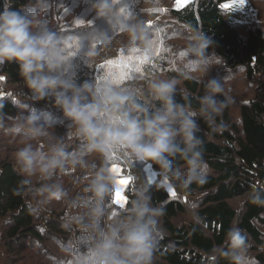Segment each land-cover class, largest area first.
<instances>
[{"label": "clouds", "instance_id": "obj_1", "mask_svg": "<svg viewBox=\"0 0 264 264\" xmlns=\"http://www.w3.org/2000/svg\"><path fill=\"white\" fill-rule=\"evenodd\" d=\"M54 3L44 0L40 11L35 12L27 7L14 10L11 0H6L0 11V66L17 63L30 89L29 98H54L71 122L67 133L59 135L51 114L41 117L25 104L22 108L27 115L13 117L3 113L0 105V127L5 118L11 120L8 133L24 141L14 158L21 176L18 191L31 195L29 209L36 216L46 212L53 201L66 204L62 227L74 228L78 235L68 245L57 241L58 247L67 252V258L59 264H153L163 232L159 217L165 209L152 203L149 185L136 182L131 186L129 203L117 206L114 196L120 188V168L133 161H151L179 184L205 182L207 165L198 120L203 119L213 130L222 127L216 124V117L231 97L224 82L209 78V73L213 66L220 65L216 58H223L215 52L209 54L212 38L190 25L172 37L185 42L184 55L174 52L168 57L180 77L191 80L206 69L208 78L198 110L191 104L190 93L178 88L177 78L149 72L124 79L110 61L98 66L100 73L93 80L78 84L66 74L82 44L69 47L67 38L53 31L41 16ZM118 4L119 0H94L92 7L117 32L127 34L125 48L139 49L147 60L153 59L163 29L126 15L124 6ZM84 55L95 69V49L91 47ZM177 92L183 102L175 99ZM12 99L19 101L18 96ZM66 137L77 141L71 150ZM177 155L185 161L186 170L173 168ZM81 170L87 173L83 192L70 195L63 178L75 177ZM253 202L264 206V196L254 193ZM226 241L227 248L220 254L231 264H255L248 254L247 237L239 227L229 228Z\"/></svg>", "mask_w": 264, "mask_h": 264}, {"label": "trees", "instance_id": "obj_2", "mask_svg": "<svg viewBox=\"0 0 264 264\" xmlns=\"http://www.w3.org/2000/svg\"><path fill=\"white\" fill-rule=\"evenodd\" d=\"M230 1L192 0L181 8L170 10L176 21L202 30L212 38L214 43L208 52L221 56L223 59L218 58L228 71L236 74L243 71L247 81L257 87L252 96L240 99L237 122L233 121L228 105L216 117V124L222 127L213 130L203 119L198 120L201 128L198 135L203 140V159L207 165L206 180L204 183L184 185L187 194L202 196L195 221L181 225L174 223L179 214L186 212L184 203L172 198L164 182L150 180L142 165H130L128 173L134 182L149 185L152 203L165 209L160 218L163 232L154 252L153 264H231L226 256L220 254L221 249L227 248L226 233L231 227H239L246 235L248 254L255 264H264V206L253 202L254 193L264 196V31L259 27L244 31L243 26L230 19L223 6ZM5 3L6 0H0V11H3ZM26 5L27 0H11L14 10ZM119 6H124L125 14L134 10L132 0H119ZM92 32L95 35L99 33L97 28ZM166 32L163 36L173 34L169 28ZM102 44L101 51L104 50ZM155 62L154 66L164 64L162 58L155 59ZM82 68L85 73L79 69L84 76L77 79L78 84L93 80L100 73L98 71L93 75L89 64ZM66 75L75 80L70 71ZM121 75L127 78V73L122 72ZM178 76L183 86L181 89L190 93L191 104L198 110L205 79L194 77L185 80ZM7 85H14L15 88L9 90ZM26 87L17 63L6 62L0 66V105L3 106V113L16 116L23 101L34 104L37 109H43L46 103L58 108L51 97L34 101L28 94L21 96ZM13 96H18L19 101L13 102ZM175 99L183 102L179 92ZM219 99H224V96H219ZM185 166L179 155L173 159V168ZM86 174V170H81L75 177L63 178L70 195L83 192ZM20 180L14 158L0 157V223L4 220V240L10 251H15L17 244L28 238L45 243L48 236L56 242L69 239L74 233L78 235L74 228L65 230L62 227L61 218L67 210L63 202L53 201L56 204L51 209L48 205V210L40 216L33 214L29 209L31 195L27 191H18ZM125 189L128 204L131 186ZM240 199L242 204L236 207L234 203Z\"/></svg>", "mask_w": 264, "mask_h": 264}, {"label": "rangeland", "instance_id": "obj_3", "mask_svg": "<svg viewBox=\"0 0 264 264\" xmlns=\"http://www.w3.org/2000/svg\"><path fill=\"white\" fill-rule=\"evenodd\" d=\"M43 2L44 0H27L26 7L31 11L39 12ZM46 2L51 3L52 0H46ZM93 2L94 0H55V3L52 4L46 12L41 13L44 22L51 27L53 31H58L67 38L69 47L78 48L80 44H82L81 51L74 58L72 67L69 70L71 77L75 79L72 80L73 82L78 83L77 79L84 76L83 74L85 71L82 67L89 64V58L86 57L84 53L91 47L97 52V55L93 58L96 68H91L93 75L95 72H100V68L98 67L100 64L110 61L117 66L120 76L124 79L144 75L149 72L164 78L175 77L178 80L180 79L178 76V69L170 66L168 57L171 53L183 52L185 42L180 39H173L172 37L183 32L185 25L176 21L171 15L170 10L171 8H181L184 5H178L177 0H132V8L134 10L128 11L126 15L131 16V13H133V18L146 21L149 27H160L163 29L160 33V39L155 50L154 58L141 63L138 58L142 53H133L131 49L123 46L127 42V34L124 32L114 33L116 29L109 23L110 21L107 18L97 16L96 11L92 7ZM223 6L225 7L227 16L235 21L237 25L243 26L244 31L247 30V28L255 29L256 27L264 31V0H244L243 4H241L239 0H232L225 3ZM94 28H97L99 32L97 35L92 32ZM168 28L172 30L173 34L168 37L167 35L163 36V34L167 33L166 29ZM104 35L109 39L106 40ZM102 42L104 43L103 51H101L103 47V44L101 45ZM129 58H132L130 60L131 67H127V71H125V68H121L119 65L121 63L127 65L129 63ZM157 58H162L164 64L154 66L156 65L154 61ZM216 59L219 61L220 65L212 67L209 78H216L224 82V88L231 97V101L228 104L229 113L233 121L237 122L238 108L241 106L240 102H242L240 99H247L252 96L257 86L255 83L251 84L247 81L243 71L237 74L232 73L226 69L222 60L218 57ZM79 69L83 70V74L79 73ZM137 69H139V71ZM122 72L127 73V78L121 75ZM194 77L206 80L208 78L206 69L198 71L194 74ZM6 88L11 90L14 89L15 86L7 85ZM178 88H183L181 81H179ZM25 94L31 96L28 87L23 90L21 96ZM26 102L28 101H23L22 104H27L34 108L36 113L41 117H43L44 114H51L57 134L65 135L67 133L71 122L63 116L59 108H55L46 103L43 109H37L34 104ZM16 113L17 115L21 113L27 115V112L24 111L22 107ZM2 123L3 127H0V157L1 159H6L8 157L15 158L17 149L23 146V138L8 133L7 129L12 123L11 120L5 118ZM66 143L71 150L77 142L75 139L66 137ZM132 163L142 165L147 171L150 180L164 182L171 193L173 190L175 191L176 195L172 196V198L184 203L186 212L179 214L178 217L173 220L174 223L179 225L182 223L187 224L197 219L196 214L198 205L202 199L201 194H187L184 190V185L171 180L169 176L159 169L158 165H155L151 161H133L127 166L122 165L120 168V179H127L130 176L128 171ZM179 169L182 171L186 170V166ZM83 182H86V180L84 179ZM133 183L134 178L131 177L129 184L120 185L119 189L122 197L126 198L125 188L132 186ZM114 200L116 201V195L114 196ZM115 201L114 203L119 206ZM55 204L56 202L51 203L49 208L51 209ZM241 204L242 199L234 203L236 207L241 206ZM160 218L161 217H159V223L162 222ZM53 221L54 223L57 222L55 218ZM3 222L4 220L0 223V264H59L61 260L67 258V252L62 251L58 247L57 241L54 242V239L49 236L46 238L45 243L34 241L31 238L22 242L20 241L16 246V250L10 251L4 240L5 228L2 226ZM75 235L76 233L69 239H62L60 241L68 245Z\"/></svg>", "mask_w": 264, "mask_h": 264}, {"label": "snow or ice", "instance_id": "obj_4", "mask_svg": "<svg viewBox=\"0 0 264 264\" xmlns=\"http://www.w3.org/2000/svg\"><path fill=\"white\" fill-rule=\"evenodd\" d=\"M189 2H190V0H177V4H178V5H187ZM239 2H240L241 4H243V3H244V0H239ZM226 7H227V5H226ZM122 11H123V9H122ZM131 52H133V53H140V50H139V49H131ZM180 54H181V55H184L183 52H181ZM131 59H132V58H129V63H128L127 65H125L124 63H121L119 66H120L121 68H125V71H127V67H131V63H130V60H131ZM138 59L140 60L141 63H144V62L147 61V57H146L145 55H143V54H142ZM110 63H112V62H110ZM137 70L139 71V69H137ZM115 167H116V166H114V168H115ZM120 171H121V169H120ZM130 181H131V177L129 176L127 179H120V180L118 181V183H119L120 185H127V184L130 183ZM115 195H116V201H115V202H116L117 204H119V205H124V203H126V198L121 196L120 189L117 190V192H116ZM172 195H173V196L176 195V193H175L174 190L172 191Z\"/></svg>", "mask_w": 264, "mask_h": 264}]
</instances>
